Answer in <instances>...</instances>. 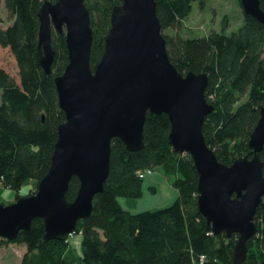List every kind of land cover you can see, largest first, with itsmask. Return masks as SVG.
Listing matches in <instances>:
<instances>
[{
	"label": "trees",
	"instance_id": "trees-1",
	"mask_svg": "<svg viewBox=\"0 0 264 264\" xmlns=\"http://www.w3.org/2000/svg\"><path fill=\"white\" fill-rule=\"evenodd\" d=\"M56 1V0H51ZM123 0H86L91 12L93 70L105 50L111 28L112 8ZM194 0H156L157 13L167 39L171 62L183 73L206 72V96L215 109L207 115L203 132L217 157L232 163L249 152V139L264 104V24L245 14L244 24L231 34L213 30L208 35L185 37L183 19ZM12 22L0 25V46L8 47L19 68L20 81L0 67V186L20 194L30 178L38 182L48 172L58 127L66 120L59 105L55 77L69 63L65 33L53 29L56 51L52 73L39 62V11L44 0H0ZM264 10V0H261ZM171 29L172 32H165ZM171 121L166 113H147L143 147L127 149L120 138L112 139L111 169L104 191L95 195L89 217L78 221L75 232L83 235L81 264H230L239 236L227 237L208 229L199 210V174L192 156L178 153L169 143ZM264 160V148L260 153ZM164 166L179 190L177 200L166 207L132 213L118 196L138 198L143 179L139 171ZM173 170L170 171V170ZM80 180L70 181L67 197L74 200ZM34 192L27 193V195ZM255 222L256 235L248 241L249 252L257 239L264 256V197ZM45 224L35 218L29 230L14 240L26 246L20 264H78L67 256L68 238L44 240ZM70 237V235L68 236ZM242 264H260L249 254Z\"/></svg>",
	"mask_w": 264,
	"mask_h": 264
},
{
	"label": "water",
	"instance_id": "water-1",
	"mask_svg": "<svg viewBox=\"0 0 264 264\" xmlns=\"http://www.w3.org/2000/svg\"><path fill=\"white\" fill-rule=\"evenodd\" d=\"M245 14L264 24L261 0H241ZM37 56L52 73L53 29L65 33L69 63L55 77L66 120L58 127L51 166L34 193L0 203V237L14 240L35 218L45 224L44 240L71 235L93 210L110 174L112 139L130 151L143 147L147 113H166L169 143L192 156L199 174L198 205L208 229L239 236L230 264H242L248 241L258 232L255 215L264 197V104L249 139V152L228 164L206 141L203 125L215 105L206 96V72L183 73L171 62L156 0H123L111 12L104 53L93 70V28L86 0H44L39 11ZM80 188L67 197L71 179ZM264 264V260L260 263Z\"/></svg>",
	"mask_w": 264,
	"mask_h": 264
},
{
	"label": "rangeland",
	"instance_id": "rangeland-1",
	"mask_svg": "<svg viewBox=\"0 0 264 264\" xmlns=\"http://www.w3.org/2000/svg\"><path fill=\"white\" fill-rule=\"evenodd\" d=\"M244 16L241 0H194L190 14L183 19L182 34L185 37H198L217 30L224 31L229 35L244 24ZM11 22L4 3H1L0 25L7 27ZM165 32L173 33L171 29H167ZM0 67L5 68L17 81H20L18 64L8 47L0 46ZM170 171L173 172L172 169ZM170 175L166 174L164 166L154 167L153 172L147 174L143 179L142 195L138 198L118 196L119 204L132 213L160 209L173 204L179 196V190L173 185ZM171 176L173 177V175ZM37 185L38 181L30 178L22 185L19 193L24 196L27 193L35 192ZM16 198V190L0 186V203L9 204L17 200ZM1 238L0 244L4 245H0V264H19L26 251V246L15 241L4 242ZM82 239L83 235L80 232H75L68 237L69 241L67 242V256L78 264H81ZM249 254L259 261L264 260L257 239L253 242Z\"/></svg>",
	"mask_w": 264,
	"mask_h": 264
},
{
	"label": "built area",
	"instance_id": "built-area-1",
	"mask_svg": "<svg viewBox=\"0 0 264 264\" xmlns=\"http://www.w3.org/2000/svg\"><path fill=\"white\" fill-rule=\"evenodd\" d=\"M153 172V169L152 168H149V169H145V170H142V171H139V177L141 178H145L147 174H150ZM73 234V233H72ZM71 234V235H72ZM206 260L205 258V255H202L200 257V264H203V262Z\"/></svg>",
	"mask_w": 264,
	"mask_h": 264
},
{
	"label": "crops",
	"instance_id": "crops-1",
	"mask_svg": "<svg viewBox=\"0 0 264 264\" xmlns=\"http://www.w3.org/2000/svg\"><path fill=\"white\" fill-rule=\"evenodd\" d=\"M156 190V189H155ZM1 246H3L4 244H0ZM25 246V245H24ZM26 248V247H25ZM20 264V263H19Z\"/></svg>",
	"mask_w": 264,
	"mask_h": 264
}]
</instances>
